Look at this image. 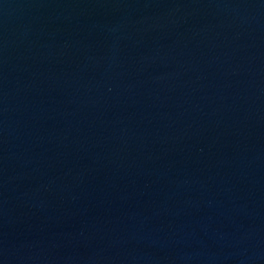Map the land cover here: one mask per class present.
<instances>
[{
  "label": "water",
  "instance_id": "water-1",
  "mask_svg": "<svg viewBox=\"0 0 264 264\" xmlns=\"http://www.w3.org/2000/svg\"><path fill=\"white\" fill-rule=\"evenodd\" d=\"M0 264H264V0H0Z\"/></svg>",
  "mask_w": 264,
  "mask_h": 264
}]
</instances>
